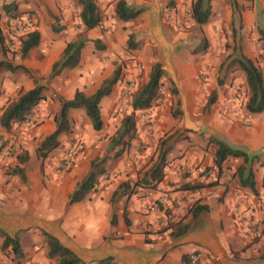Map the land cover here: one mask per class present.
Returning <instances> with one entry per match:
<instances>
[{
  "label": "crops",
  "instance_id": "1",
  "mask_svg": "<svg viewBox=\"0 0 264 264\" xmlns=\"http://www.w3.org/2000/svg\"><path fill=\"white\" fill-rule=\"evenodd\" d=\"M119 1L115 0L113 6L116 7ZM125 1L129 6L145 9L133 23L137 42L145 43L144 51L149 50V55L152 54L151 44L159 48V63H163L164 71L178 90L183 123L171 132L175 138L163 151L167 157L165 180L157 190L141 188L138 193L117 194L115 197L121 185L133 182L142 172L149 170L151 165L145 168L148 163L143 165L146 160L143 159L142 164L132 169V174L129 170L118 175L104 188L101 178V188L97 187L99 189L81 204L69 205L70 195L90 173L99 149L91 147L88 155L82 151L80 156L75 157L68 172L60 173L56 165L64 144L56 150V155L54 151L44 161L39 160L37 148L57 129V107L61 109L64 101L73 100L77 91L87 96L94 95L105 81L113 78L117 71L113 64L118 58L116 52L119 53L120 46L129 40L130 31L123 29L128 23L117 22L116 35L105 32L102 27L88 31L81 17L73 22L72 11L65 0H0V62L20 67L15 71L0 68V72L5 70L0 75V109L15 101L21 91H29L38 85L44 86L48 97L36 109L38 117L35 125L32 119L30 124H15L11 132L0 127V148L14 141L18 147L23 144L29 156V161L24 164L18 159L0 158V227L11 237H20L25 255L30 259L28 264H50L47 257L49 249L41 246L45 240L37 232L41 230L57 237L86 264H99L107 258H113L116 264H187V259L193 254L199 256L201 264H264V114L246 112V120L242 123L238 119L239 123L228 109V99L224 101L221 98L217 103L219 110L200 117L208 124L212 121V133L222 141L257 157L252 165L254 189L241 185L239 170L245 166L243 159L227 161L219 169L214 164V155L204 147L202 140L195 138L191 147L184 139L175 144L192 121L188 108L195 107L198 101V73L192 66L194 57L185 55L181 50L183 46L180 45L191 44L189 37L180 35L171 39L167 36L169 30L165 28V10L170 5L181 14L196 0ZM103 2L110 5L112 0ZM229 2L211 0V11L218 15L221 6L224 11L229 10L231 31H240L243 27L240 20L235 19H241L239 10L243 9V4L246 6L243 14L247 18V28L264 26V0ZM12 4H16L20 11L30 13L33 30L41 33L40 45L26 58L22 57L20 43L10 42L8 36L10 17L4 6ZM219 19L224 24L226 17ZM258 19L262 22L259 23ZM57 20L60 24L58 28ZM118 35L121 36L119 44L116 41ZM83 38L87 42L82 50L80 65L51 79L54 64L60 60L68 44ZM235 39L239 42L240 35ZM97 41H102V49L97 47ZM193 42H201V39ZM140 59L145 60V57L141 54ZM122 88L123 83L119 80L112 94L101 103L105 126L117 124L120 127L110 135L116 133V138L122 127L119 116L115 115L116 96ZM222 102H226L225 107ZM74 111L79 116L86 115L85 110ZM2 113L0 110V117ZM158 115L161 117L162 113ZM225 116H233L235 123L225 119ZM200 118L198 116L197 123L201 122ZM158 120L163 121L164 118ZM222 120L231 127L220 128ZM165 121L170 123L161 129L171 128L172 121L168 116ZM245 123L250 125L245 126ZM91 128L87 132L88 138L80 133L72 136L84 137L83 142L86 141L89 147L90 138L95 137ZM70 138L68 134L62 135L64 142L68 143ZM105 144L107 147L109 141ZM105 153H102V158ZM18 166L24 169V178L10 169ZM207 168L214 169L212 177L204 174ZM139 172L140 175H137ZM212 182L217 184L195 192L180 188L188 183ZM196 203L208 207L209 211L196 217L188 215L189 209ZM114 216L116 220L113 222ZM181 220L183 225L188 226L185 233L178 234L179 226L162 230L169 221L177 223Z\"/></svg>",
  "mask_w": 264,
  "mask_h": 264
},
{
  "label": "rangeland",
  "instance_id": "2",
  "mask_svg": "<svg viewBox=\"0 0 264 264\" xmlns=\"http://www.w3.org/2000/svg\"><path fill=\"white\" fill-rule=\"evenodd\" d=\"M65 1L69 5V8L72 11L71 18L73 22L77 21V19L81 15V8L78 6L75 0H65ZM96 1L103 15V22L100 27H102V29L105 32H110L112 33L111 35H116L117 22L119 23L123 21L119 20L116 16V12H115L116 7L113 6L115 0H112L110 5L103 4L104 3L103 0H96ZM236 1L237 0H235V2ZM194 2L195 1H193L192 4ZM230 3H234L233 0H230L229 4ZM192 4L188 6V8H186L181 14H179L178 11L175 10V7L172 8L170 5L165 10V14H166L165 16L167 17L165 18L166 20L165 28L169 30L167 31V36L171 37V39L172 38L175 39L176 36H180V35L182 36L187 35L189 37V39L192 41L191 44H187V45L182 44L180 46H183L181 47L183 48L181 50L182 52H184L185 55L194 57L195 61L192 63V66L195 67L198 73L197 74L198 101L195 107L188 108V111L191 115L190 119L193 121V122L191 121L193 124L189 122L188 125L189 127L185 130L182 136L179 137V140L175 141V144L181 142V140L184 139V141L187 140L189 141L187 145L191 147L195 141L194 139L198 138L203 141L204 147L207 148L210 151V153L214 155L216 150V141L221 140V138L217 134L212 133V128H211L212 127L211 125H213L211 124L212 121L210 122L208 120L209 121L208 124L202 120L203 118L200 117L202 115L205 116L206 114L211 115L213 112L219 110L220 106H217V103H220L219 100L221 98L224 101L227 98L228 101L230 102L228 109L231 111L235 119H237V122H239L238 119H241L242 123L243 121L246 120L247 118L246 112H248L246 110V103L248 101V85L245 74L242 72V70L239 68V65L235 61L237 54L235 53L234 49L236 46L241 47L243 53L248 58L252 59L264 73V40H262L259 34V28L258 29L247 28V18L243 14V9L246 6L243 3H242L243 6L242 7L240 6L243 9L239 10L241 14V19H238V17L235 18L236 20H240V23L243 26L240 31L238 30L231 31V27H230L231 14L229 10H225V11L222 10L223 6H221L222 9L220 13H218V15L217 13H214V11L212 12L213 15L211 14V17L206 24L204 25L197 24L193 18ZM228 8L229 6H227V9ZM22 12L24 11H20L18 8V12L15 14V16L10 17V22L12 19L24 18L30 16L32 18L30 31H34L33 30L34 22L32 15L27 12L26 15L21 16L20 13ZM224 17H226V20L225 23L222 24L223 20L221 21L219 18L222 19ZM58 18L59 17L57 16V19ZM215 18H217V20H220V22H218L217 20L215 21ZM258 20L259 23L262 22L260 19ZM134 22L135 21L128 23V25H125V27L123 28L126 31H130L129 40L123 46L122 45L120 46L121 47L120 52L119 53L116 52L118 58L113 64L115 66V69L119 70L120 81H122L123 83V88L121 92L118 93L116 96L115 115L119 116L121 120V125L123 123V120L127 116H134L137 127L136 138L132 140V142H130V145L129 142L127 141V138L123 140L122 144L116 145V142L114 141V139H116L115 137L116 133L113 136L110 135L113 134L115 129L118 130L120 128L119 125L115 124L116 125L115 126L114 124L113 125L109 124L106 127L104 124V129L100 132H97L93 129L92 122L88 117L87 112L86 115L79 116L78 114H76L75 111L73 112V110L69 112L71 130L68 133L62 134V135L68 134L70 135L71 138L69 139L68 143L66 140L65 142L62 140V135L60 138L61 145L63 144L64 145L62 150L59 151L61 158L58 160L56 165L57 172L60 173L68 172L66 165V157L68 153H70L72 150H74L76 157V156H80L82 151L87 153L88 155L91 152V147L96 150L99 149L93 162L99 161L100 163L104 161L105 163L106 172L101 177L104 180L103 188L109 182L113 181V179L117 178L118 175L121 176L129 170L131 171L132 174L134 171L132 169L142 164L144 162L143 159H146L143 165H145V163H148L147 166H145V168H148L149 165H151L149 170L152 169L159 161V157L163 153L165 148L169 146V141L175 138V136H171L172 134L171 132L175 130L177 127H180L181 123H183V118H182L183 113L181 112L179 107L180 104L178 101V94L174 93V90L177 88L173 83V81L171 80V78L166 74V72L164 78L162 79L161 90L157 98L155 99L154 103L152 104V107L143 111H135L133 108L134 97L137 94V92L140 89H142L145 84L148 83L153 68L157 64H161L163 67V63H159L160 61L159 48H157V46L155 47L154 44L150 45L152 54L149 55V50L148 52L144 51L145 43L143 41L137 42L136 33H134L133 31ZM58 27H60V24L59 21L57 20V28ZM8 34H9V29H8ZM131 34H134L135 36L133 40V44H135L136 47H133L130 44ZM238 35H240L241 37L239 42L236 41L237 39H235V37H237ZM8 36L11 38L10 34ZM20 38L21 37L13 40L10 39L11 40L10 42L12 43L15 41L19 42ZM198 39H201V42H193L194 40H198ZM116 41L118 44L121 43L120 35L117 36ZM150 42L153 43V41ZM181 50L179 49L180 52ZM141 54L142 56L145 57V60L140 59ZM220 64L221 66L219 68ZM222 65L224 66V68H222ZM3 71L5 70H1L0 75L1 73H3ZM217 72H219V74ZM219 80L223 81L222 85L219 84ZM215 86L217 87L216 90H214ZM213 96H215V102L211 103L210 100ZM45 97H46L45 100L48 99L46 95ZM58 100L57 101L54 100V102L58 103ZM225 103L226 102L221 103L223 107H225L224 106ZM60 110H61L60 107H57V117H59ZM77 110H84V109H77ZM159 113H162L161 117H159L158 115ZM166 116H168L169 119L172 121V124H170L172 127L165 130L163 128L161 129V127L163 125L165 127L166 123H170V121L167 122L165 121ZM198 116L201 119V122L199 123L196 122ZM233 116L232 117L225 116V119L227 118L228 121L235 123L236 120L232 119ZM29 117H31L33 121L35 120L34 121V125H35L37 123L36 119L38 117L36 113V109L31 114H29L26 119H28ZM158 118L160 119L164 118V120L159 121ZM249 125L250 124L245 123V126H249ZM90 126L92 127L91 130H93V132L95 133V137L90 138L91 139L89 140L90 145L88 147L86 141L85 142L83 141H84V137L86 138L89 137V133L87 132L88 130H90ZM217 126L219 127V124ZM221 127H226L228 129V127L231 126L227 124V121L222 120L220 121V128ZM198 128H202V129L199 130ZM76 133L82 134L84 136L83 139L80 137L72 136L73 134L75 135ZM107 141H109V145L105 147L106 145L105 142L107 143ZM124 143H126V145ZM5 147L6 146L0 148V158L2 159L12 158L19 160V157H22L23 159H26V162L29 161L28 152L23 148V144H19L18 149H16L11 155H7V156L2 155ZM68 149L70 150L68 151ZM104 152H106L107 154L105 153L104 158H102V153ZM56 154L57 151L55 155ZM39 160L41 159L39 158ZM228 161H232V160L230 159ZM166 162H167V157H166ZM10 169L13 170L16 175L20 177L22 176V178H24L23 176L24 169L23 170L21 169L22 170L21 171L19 166L16 169H14L13 167ZM149 170H147L146 172H142L141 176H138L136 178V180L138 181L134 180L133 182H125L131 184L133 188L131 192L132 194L134 192L138 193L139 189L141 188L147 189L143 187L142 183L146 177V174L149 173L148 172ZM205 172L204 174H206L208 178L212 177V175L215 174L213 168L212 169L207 168ZM137 175H140V172ZM100 183L98 185L99 188H101ZM98 189L96 188L95 190ZM93 192L91 194H93ZM120 193H122V191L119 190L117 194L119 195ZM0 229L4 231L1 227ZM37 232H39V236H41L45 240L44 245L41 246H43L44 248L45 246L48 247L46 243V238L44 237L42 232L41 231H37ZM4 240L5 237L0 232V264H28L30 259L27 258V255H25L24 250H23L24 257L19 258L13 253L11 249H3ZM49 261L50 264H56L55 259H49Z\"/></svg>",
  "mask_w": 264,
  "mask_h": 264
},
{
  "label": "trees",
  "instance_id": "3",
  "mask_svg": "<svg viewBox=\"0 0 264 264\" xmlns=\"http://www.w3.org/2000/svg\"><path fill=\"white\" fill-rule=\"evenodd\" d=\"M78 6L81 8L80 17L83 20L86 30L90 31L101 26L103 22V15L98 6L96 0H75ZM5 12L9 17L15 16L18 12V7L15 4L5 5ZM116 16L119 20L130 23L135 21L142 13L145 12L144 8L129 6L125 0H120L115 8ZM192 13L195 22L199 25L206 24L212 14L211 0H196L192 4ZM14 14V15H12ZM27 12L20 13L21 16L26 15ZM259 34L264 40V26L259 28ZM135 36L131 34L130 44H133ZM11 39L13 40L14 38ZM15 41V40H14ZM87 39L83 38L75 42L68 44L67 48L63 52L60 60H58L53 67V71L50 75L51 79L57 78L61 73L67 69H75L81 63L82 50L85 47ZM21 54L23 58H26L30 52L37 48L41 43V33L38 30L30 31L27 35L23 36L19 40ZM99 49H102V41L96 43ZM236 56V63L246 76L248 85V101L246 103V110L252 115H259L264 113V73L260 67L250 58H248L242 51V48L236 46L234 49ZM5 67L13 71L20 67H14L13 65L0 62V68ZM222 68L224 66L222 65ZM165 71L161 64H157L152 72L147 84L140 89L134 97L133 108L135 111H143L152 107L155 99L157 98L161 87L162 79L164 78ZM120 80V72L117 70L113 78L108 79L101 86V88L92 96H87L82 91H77L73 100L64 101L62 108L57 118V129L54 133L49 135L38 148V156L41 160H46L48 156L61 146V135L68 133L71 130V122L69 119V112L71 110L84 109L87 112L88 117L92 122L93 129L100 132L104 129V122L101 113V103L105 97H108L113 92V87ZM219 84L222 85L223 81L219 80ZM44 86L38 85L34 89L29 91H21L16 101L12 102L9 106L2 108L3 114L0 117V127L7 132H11L14 129L15 124H22L26 121V118L35 109L38 108L40 103L45 100ZM175 94H178L177 89L174 90ZM215 95V94H214ZM211 103L215 102V96L211 98ZM178 116V115H175ZM137 127L134 116H127L122 123L121 130L118 132V137L114 139L116 145L122 144L123 140L127 138V141L132 142L136 138ZM2 139L0 134V140ZM126 145V143H124ZM257 157L250 156L242 149H238L230 146L224 141H216V150L214 153V164L217 168L222 169L224 164L228 160L243 159L245 166L239 170L240 181L243 187L249 186L252 189L255 188V175L252 169V165ZM21 164L26 162V159L19 157ZM28 161V159H27ZM167 163L166 153H162L159 157V161L156 165L150 169L143 180V187L147 189L157 190L159 185L165 180ZM22 168H20L21 170ZM23 170V169H22ZM21 170V171H22ZM106 172L104 161H95L92 163L91 171L88 176L78 185L74 193L70 195L69 205L81 204L86 198L98 187L101 177ZM217 183L212 182L209 184H185L180 188L184 191H198L206 187H213ZM132 186L130 183H124L119 188L122 191V196L131 195ZM118 192L115 193V197ZM209 211L206 206H201L198 203L194 204L188 211V215L196 217L201 212ZM116 220V216L113 217V222ZM183 220L175 223L169 221V224L162 229L168 231L174 226H179V235L185 233L188 230V226L182 224ZM183 225V226H182ZM0 232L5 237L3 243V249H11L13 253L19 257H24V252L18 236L11 237L6 232L0 229ZM42 234L46 238V243L49 247L48 258L55 259L56 264H86L82 259L70 248L65 246L54 235L41 230ZM178 235V236H179ZM189 259H187V264ZM99 264H116L113 258H107L99 261Z\"/></svg>",
  "mask_w": 264,
  "mask_h": 264
},
{
  "label": "built area",
  "instance_id": "4",
  "mask_svg": "<svg viewBox=\"0 0 264 264\" xmlns=\"http://www.w3.org/2000/svg\"><path fill=\"white\" fill-rule=\"evenodd\" d=\"M31 21H32V18L30 16L24 17V18L12 19L10 22L9 34L14 39H18L19 37H23L27 35L30 32ZM31 122H32L31 117H29L25 121V123L27 124H30ZM16 149H18V145L16 142L13 141L5 147L2 155L4 156L11 155ZM74 159H75V152L74 150H72L70 153H68L66 157L67 169L70 168L71 163H73ZM188 264H201L199 256L196 254L191 255L189 257Z\"/></svg>",
  "mask_w": 264,
  "mask_h": 264
}]
</instances>
